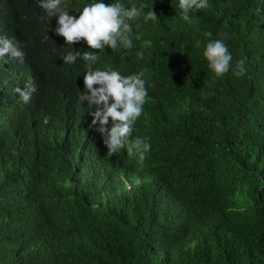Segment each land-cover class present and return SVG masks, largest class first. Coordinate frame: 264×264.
Listing matches in <instances>:
<instances>
[{"label": "trees", "instance_id": "16d2710c", "mask_svg": "<svg viewBox=\"0 0 264 264\" xmlns=\"http://www.w3.org/2000/svg\"><path fill=\"white\" fill-rule=\"evenodd\" d=\"M116 2L147 6L133 20L122 67L150 82L145 101L158 128L148 131L153 150L140 162L152 181L134 190L128 217L107 229L83 219L72 233L49 193H66L68 175L117 180L120 170L103 161L86 101L76 102L79 121L70 125L71 93L87 64L62 57L83 52V42L56 34L58 16L0 0V35L25 53L23 63L0 59V264H264V0H208L189 21L179 0ZM150 10L157 21H145ZM216 39L233 57L219 77L204 56ZM241 59L247 72L237 76ZM29 81L36 92L25 103L14 89ZM115 155L119 164L130 157ZM131 199L112 189L101 204Z\"/></svg>", "mask_w": 264, "mask_h": 264}, {"label": "clouds", "instance_id": "9594fccd", "mask_svg": "<svg viewBox=\"0 0 264 264\" xmlns=\"http://www.w3.org/2000/svg\"><path fill=\"white\" fill-rule=\"evenodd\" d=\"M23 1L30 8L49 16H58L55 32L64 37L66 44L83 42V52H68L62 57L66 64L76 63L78 57H82L87 64L80 74V91L71 93L74 101L70 125L79 121L76 104L79 100L86 101L92 109L87 118L88 126L99 136L103 161L109 165L112 161L120 168L117 180L101 173L93 179L68 175L69 178L62 182L66 193L51 191L50 197L58 202L56 212L68 219L67 225L72 233L83 228L86 222L83 219L97 228L107 229L114 226L111 221L117 223L133 213L134 190L148 186L152 181V169H146V165L141 163L153 150H150L153 140L147 138L148 131L158 128L153 117L154 110L145 101L148 95L145 86L150 82L142 71L125 73L122 67V47L130 49L133 46V20L139 18L147 6L141 4L127 8L119 2L111 4V0ZM207 7L208 0H179L181 19L185 21L190 20L192 10ZM144 19L155 22L158 16L154 10H150ZM206 35L211 37L212 33ZM6 54L23 63L25 53L17 43L7 35H0V59ZM138 55L142 58V54ZM204 56L216 76H223L229 71L233 57L222 39L210 40ZM246 72L245 61L241 59L236 64L235 75L244 76ZM14 91L27 103L36 88L29 81L23 89L17 87ZM44 122L47 123V119ZM64 136L65 139L69 137V129L64 131ZM123 149L130 157L125 164H119L115 154L123 152ZM133 158L138 160V167L133 165ZM112 189L116 190V194L132 196L131 201L123 207H103L101 203L106 198V192ZM117 211L123 212V215L115 214ZM67 252L65 255L71 262Z\"/></svg>", "mask_w": 264, "mask_h": 264}]
</instances>
